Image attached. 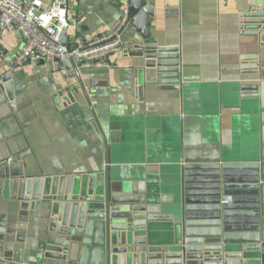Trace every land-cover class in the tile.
Here are the masks:
<instances>
[{
	"label": "crops",
	"instance_id": "crops-1",
	"mask_svg": "<svg viewBox=\"0 0 264 264\" xmlns=\"http://www.w3.org/2000/svg\"><path fill=\"white\" fill-rule=\"evenodd\" d=\"M36 1L39 11L53 2ZM251 1L149 0L153 36L160 45L180 51L177 90L147 81L144 59L125 52L136 34L130 23L110 67L79 68L84 91L76 74L68 77L61 66L54 70L42 59L16 63L24 37L4 31L0 56L15 67L5 63L1 73L12 72L16 109L9 104L2 108V150H29L24 161L30 175L108 167L112 185L144 181L156 199L168 201L185 166L257 163L264 180V25L247 34L255 26L244 25L241 13ZM65 5L76 32L85 38L114 27L123 8L117 0H65ZM250 85L257 91L246 89ZM258 196L264 213V181ZM11 203L14 210L0 203L6 226L14 230L5 234L0 264H34L40 250L43 255L52 239L64 235L49 230L39 205L32 219L17 209V201ZM93 235L89 231L76 238L78 244L68 254L71 264H103L97 246L102 236ZM69 262L45 259L42 264Z\"/></svg>",
	"mask_w": 264,
	"mask_h": 264
},
{
	"label": "water",
	"instance_id": "water-1",
	"mask_svg": "<svg viewBox=\"0 0 264 264\" xmlns=\"http://www.w3.org/2000/svg\"><path fill=\"white\" fill-rule=\"evenodd\" d=\"M32 1L22 0L26 4ZM117 2L127 6L129 23L136 30L125 52L144 59L147 81L157 83L162 90L179 89V48L160 45L153 36L154 10L149 0ZM241 16L244 25L255 26L247 29V34L258 33V27L264 25V0H252ZM61 44L65 54L60 66L68 77L76 74L84 91L80 60L68 55L65 33ZM5 63L15 67L11 59L4 61L0 56V122L5 105L16 109L12 72L1 73ZM246 89L257 91L254 85ZM139 94L143 95V87H139ZM57 102H61L59 97ZM106 145L108 150L107 139ZM29 154L23 148L5 152L0 146V203H8L9 210H14L11 202L17 201V209L32 219L39 205L49 230L64 235L52 239L43 255L40 250L34 264L45 259L71 264L68 254L76 238L89 231L96 238L102 236L97 246L103 252V264H264V213L258 204L264 180L257 163L185 166L178 172L168 201L156 199L144 181L112 185L108 167L99 172L30 175L24 161ZM108 156L109 150L107 161ZM6 215L0 212V251L5 234L14 231L6 226ZM2 259L0 255V262Z\"/></svg>",
	"mask_w": 264,
	"mask_h": 264
},
{
	"label": "built area",
	"instance_id": "built-area-1",
	"mask_svg": "<svg viewBox=\"0 0 264 264\" xmlns=\"http://www.w3.org/2000/svg\"><path fill=\"white\" fill-rule=\"evenodd\" d=\"M40 1L30 4L22 0H0V35L4 31L22 33L25 43L16 56V63H37L43 59L52 69L60 67L65 54L61 35L72 34L70 52L77 56L81 68L111 66V56L121 46L122 33L129 24V10L123 6L121 17L114 27L95 37L85 38L76 32L77 24L68 17L65 0H53L49 9L39 11Z\"/></svg>",
	"mask_w": 264,
	"mask_h": 264
}]
</instances>
